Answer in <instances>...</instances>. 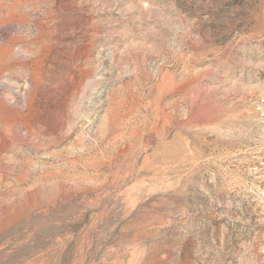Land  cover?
Wrapping results in <instances>:
<instances>
[{
	"label": "rangeland",
	"instance_id": "obj_1",
	"mask_svg": "<svg viewBox=\"0 0 264 264\" xmlns=\"http://www.w3.org/2000/svg\"><path fill=\"white\" fill-rule=\"evenodd\" d=\"M0 264H264V0H0Z\"/></svg>",
	"mask_w": 264,
	"mask_h": 264
}]
</instances>
